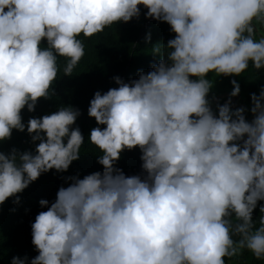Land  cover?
Masks as SVG:
<instances>
[{
	"label": "clouds",
	"instance_id": "1",
	"mask_svg": "<svg viewBox=\"0 0 264 264\" xmlns=\"http://www.w3.org/2000/svg\"><path fill=\"white\" fill-rule=\"evenodd\" d=\"M140 5L175 33L166 60L129 83L113 77L118 87L94 94L88 116L105 127L92 128L89 140L103 153V171L70 178L50 206L39 201L48 207L31 224L38 255L28 264H225L244 249L264 260V205L258 225L252 216L264 201V88L251 95L247 122L230 101L214 115L205 78L239 76L249 62L264 68V35L256 38L253 23L264 29V0H0V141L25 130V106L34 111L49 96L58 56L71 75L85 56L78 37L138 18ZM78 115L62 107L28 120L40 142L34 155L0 152V204L19 203L17 194L42 173L64 172L79 159L83 136L70 130ZM136 147L143 180L114 167Z\"/></svg>",
	"mask_w": 264,
	"mask_h": 264
},
{
	"label": "trees",
	"instance_id": "2",
	"mask_svg": "<svg viewBox=\"0 0 264 264\" xmlns=\"http://www.w3.org/2000/svg\"><path fill=\"white\" fill-rule=\"evenodd\" d=\"M139 7L138 18H132L127 23H115L90 39H85L83 35L78 37L85 44V56L71 75L63 74L67 61L58 56L60 71L51 85L49 96L39 98L34 111L29 112L27 106L21 110L24 131L13 129L10 139L0 141V152L6 155L13 149L16 150L17 156L24 152L34 155L36 145L40 141H32L34 133L30 135L27 132V122L30 118L52 114L62 107H71L79 112L70 128V130L79 128L83 136L79 159L73 161L64 172L49 170L42 173L37 180L17 194L19 203H13L15 197H10L0 204V264H11L13 257L27 258L25 264H28V260L38 255L31 243V224L35 216L41 211H47V207L55 201L58 189L67 187L72 182L70 178L82 179L85 175L103 171V166L98 163V157L103 153L89 140L92 128L105 127V125H97L95 119L88 116V108L94 94L99 91L103 95L110 88L118 87L113 77L118 76L125 83H129L139 79L141 73L147 74L154 70L161 59L166 60L164 46L170 39L175 38V33L166 22L146 18L147 9L143 5ZM146 37L150 38L146 39ZM157 45L161 46V53L154 54L152 49ZM47 47V40L42 39L40 48ZM215 75L208 73L205 78ZM191 79L196 78L191 77ZM233 80L239 85V93L253 106L251 95L259 96L261 89L264 88V68L257 70L249 62L248 69L239 76L220 75L216 83L218 91L231 93ZM207 98L211 103L213 94L210 91ZM211 109L214 115L218 116V110ZM243 115L247 122H251L254 118L250 112H244ZM41 136H44V133H41ZM141 155L139 147L126 149L120 154V159L114 167L120 169L126 177L139 176L143 180L147 177V173L142 168ZM41 199L47 200L48 206L41 207L39 204ZM261 205H264V201H258L252 214L253 221L257 225L261 215L259 211ZM233 238L239 239L237 236ZM224 259L225 264H264V260L256 259L247 249L242 250L239 256Z\"/></svg>",
	"mask_w": 264,
	"mask_h": 264
},
{
	"label": "rangeland",
	"instance_id": "3",
	"mask_svg": "<svg viewBox=\"0 0 264 264\" xmlns=\"http://www.w3.org/2000/svg\"><path fill=\"white\" fill-rule=\"evenodd\" d=\"M255 24L256 28V38L259 39L260 36L264 35V29L260 27V25L257 22H253ZM220 75H215L213 77H207L206 79H209L212 81V87L210 89V92L213 94V100L210 103V107L218 110V106L224 105L226 102L230 101L229 107L231 111H235L238 108H243L244 112H250L251 105L245 100L244 96L239 93L236 96H230L229 92H219L216 83H217V78ZM242 144V141L238 142Z\"/></svg>",
	"mask_w": 264,
	"mask_h": 264
}]
</instances>
